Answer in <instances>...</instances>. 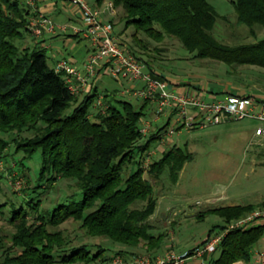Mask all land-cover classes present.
Listing matches in <instances>:
<instances>
[{"label":"trees","instance_id":"16d2710c","mask_svg":"<svg viewBox=\"0 0 264 264\" xmlns=\"http://www.w3.org/2000/svg\"><path fill=\"white\" fill-rule=\"evenodd\" d=\"M102 2L96 0V6ZM112 3L123 11L120 18L124 19V29L134 25L135 41L139 32L157 42L174 38L194 57L223 63L227 73H234L235 67L241 65L264 69V37L256 39V30L264 29V0L232 1L235 24L244 25L255 39L234 44L214 36L212 31L219 14L209 0H112ZM27 5L26 0L21 3L0 0V161H8L11 142L16 152L24 154L23 158L39 151L38 182L23 192L40 194L44 191L43 184L51 186L59 178L75 190L64 196L69 202H57L41 211L40 199L22 197L30 210L25 211L21 206L8 218L15 228L11 238L18 251L3 250L0 244V264H72L98 256H91L84 245L68 247L69 239L56 227L70 219L79 221L88 236L106 237L122 246L116 253H134L133 249L141 242L147 252L156 253L161 248L163 235L148 231L147 221L157 203L150 177L157 179L166 170L169 181L176 183L192 153L175 144L162 148L158 157L153 155L145 177L141 157L157 140L153 132L147 136L139 132L150 102L141 100L135 106L132 101L117 96L118 88L101 93L96 86L101 72L86 90L78 94L71 92L63 73L55 72L48 64L42 41L32 47L16 44L26 33L33 35L28 27L31 9ZM111 22L114 27L112 18ZM78 36L79 33L65 34L66 38ZM126 52L143 61L154 75L177 83L154 70L151 61L132 48ZM100 94L102 106L96 105ZM28 131L34 132L33 135H23ZM3 134L11 137L6 139ZM136 156L141 157L135 159ZM131 164L135 169L124 175ZM2 177L4 174L0 172ZM76 193L81 194L80 200L73 199ZM136 203L141 205L135 206ZM4 206L5 202L0 203V214ZM260 207H264V201L211 206L198 217L207 212L216 213L222 219L218 225L221 231L227 223ZM214 230L210 229L200 243ZM262 237L264 224L253 223L227 231L218 247L210 252L219 249V254L209 258V263L250 261L253 248Z\"/></svg>","mask_w":264,"mask_h":264},{"label":"rangeland","instance_id":"374dc122","mask_svg":"<svg viewBox=\"0 0 264 264\" xmlns=\"http://www.w3.org/2000/svg\"><path fill=\"white\" fill-rule=\"evenodd\" d=\"M22 1L19 0L20 3ZM86 1L94 4L95 0ZM104 1L102 6H99L103 7ZM232 1L209 0L219 14L212 31L214 36L218 40L231 44L255 40L244 25L235 24L236 14ZM122 13L121 7H115L114 15L105 14L104 19L112 18L115 21L114 29L118 32L117 37L123 43V49L132 48L138 55L151 61L154 70L168 78L187 84L220 82V84L218 83L220 87L227 85L232 88L236 86L246 92L264 91V69L261 67L241 65L235 67L234 73H227V67L223 63L213 59L194 57L193 53L184 49L174 38H165L164 41L157 42L139 32L135 41L132 37L135 27L131 24L124 29V19L120 18ZM80 25L82 26V23ZM261 37H264V29H257L256 39ZM32 41V36L26 33L22 40L16 41V44L18 46L28 45ZM77 43H80V48L83 49L89 44V41L86 38H81L78 41L75 38H70L68 42H63L62 39L46 42L44 46L48 64L54 65L53 52L56 50L59 52V57L56 58H60L62 55L66 56L65 53L71 51ZM76 52L74 53L75 57L79 58ZM96 86L101 90V93L117 88L120 92L122 89V85H119L118 81L116 82L107 73L98 78ZM117 96L132 101L135 106L141 103L139 98L136 99L133 96H124L120 93ZM146 109V117L150 118L153 104H148ZM165 120L166 118L163 117L159 122L164 123ZM258 124L257 120L246 117L206 128L182 129L170 137L172 144L191 152L192 159L183 164L176 183L169 181L166 170L157 179L150 177L157 203L154 213L147 221L149 223L148 231L154 235H163L161 248L157 249L156 253L168 249L182 252L185 249L193 248L203 240L210 229H215L212 233H216L218 225L222 224V219L216 213L207 212L203 217H198L199 213L211 206L264 201V141L257 146L249 145L251 134ZM33 133L28 131L23 135H33ZM3 136L6 139L11 137L6 134ZM157 143L153 141L150 148L155 147ZM159 150H162L161 146ZM8 152V161H0V172L4 174V177L0 178V203H6L2 214H0V235L2 237L0 244L3 250L10 249L9 251L16 253L18 249L13 247L11 238L15 228L8 218L12 216V212L16 208L21 206L25 211L30 210L29 204L25 203L24 198L37 197L40 199L38 208L41 211L57 202H69L70 199L64 196L69 195L75 189L68 188L67 181L59 178L51 186L43 184L44 191L40 194L30 191L23 192V189L28 190L38 182L41 153L37 151L31 157L23 158L24 154L21 151L14 150L13 142L9 144ZM160 153L157 152L156 157ZM140 157L136 156L135 159H140ZM134 169L133 164L128 165L124 175ZM145 177H148L147 173ZM73 199L80 200L81 194L76 193ZM140 205L141 203H136L135 206ZM79 223V221L70 219L56 228L62 229L65 237L69 239V248L84 245L91 256L93 254H98V256L87 262L78 261L72 264H108L109 260L107 259L113 256L115 251L123 248L112 243L106 237L88 236ZM133 251L149 253L143 242ZM1 252L0 250V257L2 256ZM218 254L219 249L208 255L204 264H210L209 258H214Z\"/></svg>","mask_w":264,"mask_h":264},{"label":"built area","instance_id":"2783aa9c","mask_svg":"<svg viewBox=\"0 0 264 264\" xmlns=\"http://www.w3.org/2000/svg\"><path fill=\"white\" fill-rule=\"evenodd\" d=\"M79 10L82 26L71 24L69 20L55 22L49 15L39 9L35 0H26L31 9L28 27L31 33L40 38L44 33H82L89 41V50L83 58L82 66L76 67L69 59H58L52 68L63 73L64 82L71 92L78 94L86 90L89 82L98 72L109 74L122 83L121 95L133 96L139 100H148L153 104L150 118H143L139 132L147 136L156 135L155 147L148 149L141 157L146 174L153 155L164 148L170 137L182 129L206 128L231 120L253 118L259 122L249 145H259L264 141V99L251 95L227 94L223 98L206 101L199 91H176L167 79L154 75L145 63L126 52L114 32L111 19H104L105 14L114 15V4L105 0L104 6H96L86 0H69ZM125 83V84H123ZM102 94L96 105L102 106ZM165 117L164 123L159 121ZM168 123V124H167ZM18 185V182H16ZM264 218V207L256 208L247 215L232 220L226 227L212 233L204 242L193 248L176 252L168 249L158 253H114L108 264H183L187 259H199L204 264L211 251L216 249L227 231L250 226L257 219ZM207 255V256H206ZM249 264H264V249L253 250Z\"/></svg>","mask_w":264,"mask_h":264},{"label":"crops","instance_id":"0c3cea01","mask_svg":"<svg viewBox=\"0 0 264 264\" xmlns=\"http://www.w3.org/2000/svg\"><path fill=\"white\" fill-rule=\"evenodd\" d=\"M37 5H39L38 7L40 8L41 11H43L46 15H49L55 22H63L65 20H69V22L71 24L81 26L80 25L81 21H80L79 10L76 7H74V5H72L69 2V0H37ZM92 5H96V0L94 1V4H92ZM68 33H70V32H68ZM65 34H67V32L63 33V32L57 31L54 34L44 33V35L40 38H36L34 35H31L33 41L31 42V44H28V45L30 47H32V46L36 45V43H38L39 41H42L40 43L45 45L46 42L48 43V41L51 42V41H56L59 39H62L63 42L64 41L68 42V40L70 38H68V37L66 38ZM81 38H86V37L82 33H79V36L75 39H77V41H78V40H81ZM88 49H89V45L85 46L82 49V47L80 48V43H77V45L74 46L71 49V51H69L68 53H65L66 56L61 54L62 56L60 58H56V57H59L58 56L59 52L56 50L55 52L52 53V58H53L54 63H55L58 59L66 57L76 67H81L82 62L84 60L83 58H85V56L88 52ZM75 51H77L76 55H78L79 58L75 57V54H74ZM169 79H171V78H169ZM176 82L177 83H172V85L176 91L187 92V91L195 89L203 95V97L206 101H210L213 98H217V99L223 98L227 94H236V95H248L249 94L251 96L256 97L257 99H264V91H262V90L261 91L257 90V92H246V91L240 90L236 86H233L232 88H229V86H227V85L225 87H220L219 86L220 82H207L205 84L204 83L187 84V83L178 82V81H176ZM225 83H229V82H225ZM119 85H122V83H119ZM225 123H227V122H225ZM225 123H222V124H225ZM252 134H254V131L252 132ZM252 134H251L250 139H252V137H253ZM168 141H169L168 144H166L167 146L165 145L164 148H168V147L174 145L171 142V138ZM229 205H234V204L230 203ZM254 223L255 224H264V218L257 219ZM200 242H198V243H200ZM258 249H264V237H262L255 244V246L253 248V250H258ZM183 264H199V259L190 258V259H187ZM233 264H249V261H238V262H235Z\"/></svg>","mask_w":264,"mask_h":264}]
</instances>
